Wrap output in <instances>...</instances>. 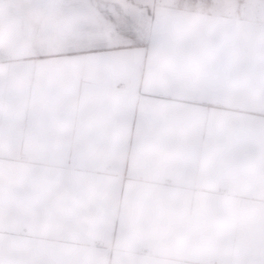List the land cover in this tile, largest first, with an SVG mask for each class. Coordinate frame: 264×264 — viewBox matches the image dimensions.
<instances>
[{
    "label": "crops",
    "instance_id": "0c3cea01",
    "mask_svg": "<svg viewBox=\"0 0 264 264\" xmlns=\"http://www.w3.org/2000/svg\"><path fill=\"white\" fill-rule=\"evenodd\" d=\"M2 55L0 264H264V22Z\"/></svg>",
    "mask_w": 264,
    "mask_h": 264
},
{
    "label": "rangeland",
    "instance_id": "374dc122",
    "mask_svg": "<svg viewBox=\"0 0 264 264\" xmlns=\"http://www.w3.org/2000/svg\"><path fill=\"white\" fill-rule=\"evenodd\" d=\"M158 7L264 22V0H0V57L142 43Z\"/></svg>",
    "mask_w": 264,
    "mask_h": 264
},
{
    "label": "built area",
    "instance_id": "2783aa9c",
    "mask_svg": "<svg viewBox=\"0 0 264 264\" xmlns=\"http://www.w3.org/2000/svg\"><path fill=\"white\" fill-rule=\"evenodd\" d=\"M21 158H22V159H25V156H24V155H22V156H21Z\"/></svg>",
    "mask_w": 264,
    "mask_h": 264
}]
</instances>
